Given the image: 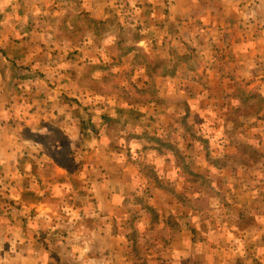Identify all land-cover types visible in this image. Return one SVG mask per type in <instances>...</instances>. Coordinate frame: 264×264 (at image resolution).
<instances>
[{"label": "rangeland", "instance_id": "1", "mask_svg": "<svg viewBox=\"0 0 264 264\" xmlns=\"http://www.w3.org/2000/svg\"><path fill=\"white\" fill-rule=\"evenodd\" d=\"M16 1L17 0H0V11H2L4 7H7ZM18 2V4L11 5V7L14 11L16 7H19L22 15H18L19 17L11 15L3 23L4 25L2 24V26H4V28L9 32L8 36L0 37V44L3 40L10 41L11 39L14 43L19 42L18 37H15L14 33H17L15 30L21 31L22 29V32L24 31V18H28L33 21L34 24L31 25V35H35L37 30L40 31L41 36L39 37V44L41 46L38 47L39 49L47 50L48 52L49 50L50 52H54L55 49L60 51L57 48V43L52 40H58L68 45L71 43L72 40L67 36V33L63 29V27L66 29L68 25H71V21L68 19L69 16L74 18L79 15V18L83 19L80 21L83 27L87 26V24L84 23L87 19L101 23L105 22V30L101 32L98 40L99 43L102 44V52L104 51V48H106V50L103 52L104 57L97 58L98 61L95 59V63L97 65H105L107 67L113 64L115 69L117 68L123 72L133 68L137 69L136 63L133 64L135 51H129L125 54V56H122L118 62L114 61L111 63V61H108V59L105 58V54H115L111 50L115 46L112 45L113 43H108V39L110 37L113 42L123 40L125 43L124 45L128 47V49H133V47L141 48L151 58L157 57L167 59L173 64L178 63L176 68L177 72L174 76L167 75L164 78L157 73L154 76L149 77L148 81L149 83L155 82L156 84L154 91L158 92V105L160 106L161 111L169 113L172 111L175 104L178 105L184 102L189 104L190 115L188 123L192 126V128L198 129V132L200 135H203V138L209 140V144L214 155H220L219 153L222 151V147L219 145L221 136L224 134V122L221 115L224 114V112L223 109L220 108V105H222L221 99L217 97L218 95L216 96L215 93L218 89L222 90L223 86H225L224 83H226V81L224 80V76L228 75L230 77L229 79L233 80V90L244 92L247 91L249 87V90H252L251 93H257L262 96L263 104H254L256 103V100L251 102L250 105L254 104L253 108L251 110H245L241 115H239L238 121L240 124H243L245 129L249 130L251 128L249 125L250 122L255 119L257 113L259 112V114L263 117V120L257 121L254 128L255 130L251 131L256 134V136H259V134L264 131V0H244L242 3V10L239 15L241 19V22H239L240 25H238L239 27L236 29L226 28V30H224L226 37H223L221 32L213 31L211 25L207 24L203 25L204 27L201 30L193 28H180V30L178 29L175 32L173 29V23L170 21L166 24V26L164 25L162 28H159L157 25L158 18L155 16L157 12L153 10L155 3L154 0H18ZM191 17L192 16L190 14H185L186 19L182 17V23L186 25ZM218 19L219 21L222 20L221 18ZM192 20L193 18L190 21ZM143 24L148 25L149 27L145 26L143 28L141 26ZM119 29L123 30V35L120 37L114 36L119 33ZM205 29H208V31L204 32ZM188 38H192L196 44L192 46H185V43L183 42ZM228 39H238L242 42V46L235 47V49H239L240 51V53H237L238 55L235 58L236 62L240 59H244L245 57L243 41L248 40L246 44H251L250 49L252 53L250 56L253 61L247 58V64L246 62L241 63V67L245 69V71H243L242 68H240L241 70L235 69V66L232 65H226L224 67L223 63H221V59L219 63L215 61L217 59L214 60V55H218V53L215 52L223 49V46H225ZM141 40L144 41L142 42ZM11 43L7 46L10 48V51L6 54L7 56L14 58V50L11 47ZM193 46L194 48L190 51L189 49ZM215 46H217L216 50H214ZM187 48L188 51H186ZM76 49L73 50V48L68 46L67 51H69L68 53L72 55ZM231 51L234 50L232 49ZM72 57L73 59H77V61L79 59V57L74 58L75 55L71 56V58ZM244 60H246V58ZM70 63L71 66L68 68H53L55 65L58 66V59L48 61L40 58L37 63L35 62V66L44 70L46 78L55 73L60 74L64 72V70H67V72L72 71L68 72L71 73L69 75L74 79L77 78V80L84 85L83 80L87 75V69L81 65H77L76 60L70 61ZM190 63H193L192 68L195 69V74L188 70ZM4 64L6 63L0 62V66ZM209 68L211 70L207 71L206 69ZM4 70L7 72L10 71V68L5 67ZM240 73L243 76L242 78L237 77ZM9 74L7 75L5 73L6 80L3 82L4 87H7L8 97L6 100L8 105L4 102V100L2 102L0 101V104L6 105L8 109L7 113L12 114L11 110L17 109L16 107L19 105L17 100L21 99L26 93L30 98L29 102L34 105L33 109H35V112L38 110L36 106H38V103L42 101L41 98L49 99L50 96L49 100H45L43 102L44 105H48L51 109H56V113H58V115H62L64 111L66 116H71V113L66 112V108L72 104L70 101L62 100L60 97L61 91L59 87H54V89H57L54 93H44V91H41L40 94L44 97L40 96V94L38 96L32 95L28 93L25 81L21 82L17 78L14 79L11 77L12 75ZM105 76L104 71L102 73V78ZM2 80L4 79L2 78ZM99 80H101V78H98L97 83H92V85L95 84L97 86L99 84ZM51 84L55 85L56 83L53 81ZM209 86L210 89L207 90ZM57 93L59 94L58 97L55 95ZM202 93H204L205 96L201 95ZM210 93L214 95V99L209 98ZM111 94V96L117 95L114 94V92ZM261 96H259L260 98H258V101L262 100ZM87 97L88 96H85L86 99ZM84 102H86V100H84ZM40 108H43V106L41 105ZM13 117L17 120V122H19L21 127H24L23 124L27 123L25 118L19 117L16 113ZM90 119L93 123H95V121L100 122L98 115L96 114H93ZM42 121L44 123H48L51 127L60 128V131L57 129H53L52 131L51 128L47 134H42L40 138L47 141V143H44V146L35 142L37 140H30V134H24L23 137L25 138L21 137L19 141H16L13 137V131H10L9 128V130H7L8 133H5L9 134V136H5V139H7L6 141L11 144L12 147L16 141L18 145L23 146L24 148L27 147L30 151L28 157L25 158L27 161H24V165L28 166V173L30 174V177L27 181H25L23 177L20 181H18L16 180L17 177L13 175L10 185H7L9 195L11 193V197H17L20 205H37V209L42 207H44L43 209L48 208L52 213L62 214L63 216H69L68 213H72V215H79L85 219L88 215H94L93 212L104 214V219L107 218V215L118 218L123 216L122 209H116L113 203H110L107 199H105L100 205L99 210L95 208L91 203L92 194L90 193H92V191H90V188L88 187V182L91 180L87 178L88 174L77 173L76 175L72 174V176H67V170L60 165L65 163V159H63V161L60 159L63 144H65L70 151L76 149L75 146L79 138L69 135H73L74 132H78L77 128L68 127L65 123L66 120L63 121L59 118H55L52 115V112H46L43 115ZM39 123L40 121L32 123L33 126L31 128L37 126ZM260 123L262 124L260 125ZM88 125L90 126V123ZM31 128L30 130L32 132L33 129ZM0 129L5 130L2 126ZM64 134L67 138L65 142L62 143L60 140L63 139L65 136ZM31 135L33 136V134ZM243 136L245 143H249L256 149L258 147L259 151H264V144H259V146L256 145V142L260 138H258V140H256V138H250L247 133H244ZM84 143L92 147L96 146L95 143L97 142L96 139L93 141L85 138ZM3 148L7 150V145H4ZM196 150L198 149L194 148L193 152ZM39 152H42L43 157H41V153L40 157H38ZM21 154H23V151ZM122 158L126 157L124 156ZM87 159H91L94 167L96 166L97 162H95L91 156L87 157ZM171 161L172 158L165 152L157 154L155 151L148 152L143 159V163L145 162L146 164H144V168L147 170L146 176L152 180L150 186V197L146 201L161 209V213L163 214H168V208L172 207V203L174 202V197L169 190L173 188L182 189L184 185V177L180 174V172H183V169H174L171 166ZM118 163L119 165L125 166L126 173H135L138 170L130 163L127 164L121 160H118ZM190 165L194 171L203 175V177L210 182V188L215 194L221 195L217 190L219 188V180L211 182L213 178L216 179L217 177L213 175L209 176V174H207L209 163L205 162L203 156L199 160H191ZM220 165L222 164L218 163L216 166ZM84 168L85 170H89L87 169V166ZM31 170L33 171L31 172ZM75 170H78V168H75ZM160 173H163L165 177L161 176ZM94 175L95 174H92L91 176ZM19 176L21 175L19 174ZM71 177L76 180L73 184L71 183ZM16 183L19 185H27V188L19 189L18 191ZM161 184L165 185L167 188L161 187ZM168 188L169 190H166ZM127 194L132 196V192L130 191H127ZM220 199L221 200L213 197L212 201L213 203H221L222 198ZM95 209L96 211H94ZM135 209L136 207L133 208V211H135ZM30 211L31 210H29V212ZM235 212H237V208L234 213ZM217 213L218 210L216 211V215ZM149 219L148 214L144 213L143 217L139 220L142 222H148ZM83 224V228L85 229H87V227H93V223H87L85 221ZM119 224L120 222L117 220L113 224V228L116 229ZM204 224L207 226L209 225L208 222ZM159 227L160 226L156 227L151 232L147 228L148 232H143L144 234L140 241L138 240L136 242V244L138 242L139 244L135 251H133L131 247L128 248V252L124 254V257H128L131 264H144L146 261L152 264H172L176 261L174 252L164 249L161 245V242L159 241L160 234L156 232ZM213 237L215 238L214 242L216 243V240L218 241V231L213 233ZM173 244H175V242ZM227 244L229 243H223L218 248V251ZM174 248L175 250L181 249V247ZM210 252L212 255L208 252L205 255H202V249H200L198 256L203 258L212 257L214 262L217 263L219 260L217 248H214ZM229 256L234 259L237 257V255L233 253ZM239 257L246 261H250L252 264H264V255L261 254L256 255V262H254L253 255L248 252L246 254H240ZM142 260H144V262H141Z\"/></svg>", "mask_w": 264, "mask_h": 264}, {"label": "trees", "instance_id": "2", "mask_svg": "<svg viewBox=\"0 0 264 264\" xmlns=\"http://www.w3.org/2000/svg\"><path fill=\"white\" fill-rule=\"evenodd\" d=\"M18 3L17 0L0 11V37L8 36L9 31L2 26L7 18L11 15L14 17L22 15L19 7H16V11L11 7V5ZM79 17V15L74 18L69 16L68 19L71 21V25H68L66 29L63 27L67 36L72 40L69 45L51 39L57 43V48L62 53L57 49L54 52L39 49L38 46H41L39 44L41 33L37 30L35 35H31V25L34 23L28 18L23 19L25 20L23 32L22 29L21 31L15 30L17 33L15 32L14 36L18 37L19 42L14 43L12 39L1 42L0 58L2 60L5 58L6 63L0 66V72H3L1 73L2 77L6 73L5 67H9L10 70L11 68L23 70V73H15L11 77L17 78L21 82L25 81L29 94L38 96L41 91L54 93L57 90L54 87H59L62 100L70 101L72 104L66 108V112L71 113V116H66L64 111L62 115H58L56 109H51L48 105L43 104L45 100L50 99L49 96V99L41 98L42 101L36 106L38 110L35 112L33 103L29 102L30 98L25 93L21 99L17 100L19 104L16 107L17 109L11 110L12 114L9 113V119L2 122V126L5 128V130L0 129L2 148L7 145V150L13 149L12 145L5 139L6 135L9 136V134H5L9 129L13 131V136L23 137L24 134H30V140H39L35 142L41 144L47 143V141L40 138L42 134H47L51 128L52 131L53 129L60 131V128L51 127L48 123L42 121L46 112H52L55 118L66 120L65 123L68 127L80 130L79 135L82 134L88 139L95 136L100 140L98 145L102 146L99 149L88 144V146L83 145L82 137H80V148L78 147L73 151H70L63 144L60 159L62 161L65 159V163L60 165L67 170V176L76 175L75 168L79 170L85 166L96 171L94 174L98 177L94 181H89L90 188L93 190L91 203L93 205L97 200L100 205L107 199L110 203H113L116 209H122L123 216L119 218L113 216L111 219L107 218L108 221H106L110 224H114L117 220L119 222L127 221L125 224L129 227V241H131L129 247L133 251L138 247L139 242L137 244L136 242L142 238L141 234L148 232V230L151 232L158 226L160 227L156 232L160 234L159 241L164 249L170 250L173 237L186 232L189 228L187 221L189 218L191 219L193 214L214 215L213 213L220 208V202L213 203L212 199L216 197L221 200V195L215 194L210 188L209 181L191 168L190 161L199 160L203 156L205 162L215 166L218 163L225 164V159L223 155L220 157L221 152L220 155H214L209 140L203 138L198 129L192 128L188 123L190 115L188 103L175 104L169 113L161 111L158 105V92L154 91L156 84L155 82L149 83L148 79L157 73L164 78L167 75L174 76L177 72L178 63L173 64L167 59L157 57L151 58L141 48L128 49L123 40L113 42L110 37L108 43H113L112 45L115 46L111 49L115 54H105V58L111 63L118 62L129 51H135L133 64L136 63L137 69L133 68L123 72L117 68L115 69L113 64L109 67L97 65L95 59L103 58V52L106 50L104 48L102 52V44L98 40L101 32L105 30L106 23L87 19L84 22L87 26L83 27L80 22L83 19ZM121 35H123V30L119 29V33L114 36L120 37ZM10 43L14 50V58L6 56V53L10 51V48L7 47ZM68 46L73 50L77 48L72 55L67 51ZM74 55V58L79 57L78 61L73 57L71 58ZM40 58L48 61L58 59V66L55 65L53 68H68L71 66L70 61L76 60L77 65L87 69V75L83 80L84 85L77 78L74 79L69 75L71 73L68 72L72 71L67 72V70L46 78L44 70L35 66V62L37 63ZM0 62L2 61L0 60ZM104 71L106 76L102 78ZM98 78H101L99 84L97 86L92 85V83H97ZM3 79L0 80L1 89L4 88L3 82L6 77ZM53 81L56 83L55 85L51 84ZM112 92L117 95L111 96ZM215 95L222 98L226 105V109H223L227 115L223 121V135H225L224 139H226L227 145L233 146V141L241 138V144L239 145L241 166L243 168L261 166L264 162V155L260 153L258 147L256 149L249 143H245L243 134L247 133L251 137L253 135L251 128H255L257 121H262L263 117L259 112L257 113L255 119L249 124L251 126L250 131L245 129L243 124H240L238 117L245 110H251L254 104L262 105V96L257 93L235 91L230 86H223L222 90L218 89ZM40 96L42 95L40 94ZM85 96H88L87 99ZM259 96H261V101H258ZM254 100H256V103L250 105ZM0 101L2 102L3 98L0 97ZM41 105L43 108H40ZM15 113L27 120V123L23 124L24 127H21L13 117ZM93 114L98 115L100 120V124L97 126L93 125L96 124V121L93 123L90 119ZM38 121L40 123L31 128L32 123ZM30 128L33 129L32 132ZM66 138L65 135L60 141L63 143ZM221 142L222 139L220 147H222ZM259 144L261 142L257 141L256 145L259 146ZM194 148L198 150L193 152ZM4 150L6 149L4 148ZM21 150L23 154H20L19 158H8L9 155L1 157L0 162L3 172L0 175V181H2V184L10 183L13 175L17 177L16 180H19V177H23L25 181L29 179L30 174L26 170L24 161H27L25 158L28 157L30 151L28 148H22ZM151 151H155L157 154L165 152L172 158L171 166L174 169H183V172H180L184 177L182 189H166L171 192L175 200L168 214L161 213L160 210L146 201L150 197L152 180L146 176L147 170L144 168L145 162L143 163V159ZM38 155L40 157V153ZM90 156L97 162L95 167L93 161L87 159ZM124 156L126 158H122ZM118 160L127 164L130 163L138 170L135 173H126L125 166L119 165ZM160 175L165 177L163 173H160ZM73 182H76V180L71 177V183L73 184ZM160 186L167 188L162 184ZM127 191L132 192V196L127 194ZM134 207H136L135 211H133ZM144 213L148 214L150 218L148 222L139 220ZM190 231L192 230L190 229ZM193 233H195V230ZM196 236V234L193 235L195 241L197 240Z\"/></svg>", "mask_w": 264, "mask_h": 264}, {"label": "crops", "instance_id": "3", "mask_svg": "<svg viewBox=\"0 0 264 264\" xmlns=\"http://www.w3.org/2000/svg\"><path fill=\"white\" fill-rule=\"evenodd\" d=\"M154 2L153 10L157 12L155 16L158 18L157 25L159 28H162L164 25L166 26L170 21L173 23L175 32L178 29L180 30V28L201 30L204 27L203 25L207 24L211 25L213 31L221 32L222 36L226 37L224 33L226 28L236 29L240 25L241 19L239 15L244 0H154ZM185 14L192 16L190 20L193 18L186 25L182 23V17L186 19ZM218 18L222 20L219 21ZM141 26L143 28L145 26L149 27L144 24ZM207 31L208 29H205L204 32ZM141 41L143 42L144 40ZM247 41H243L244 59L246 58V60L240 59L236 62L235 58L240 51L239 49H235V47L242 46V42L238 39H228L225 46H223L224 48L215 52L218 55H214V60L217 59L215 61L219 63L221 59L224 67L232 65L235 66V69L242 68L241 63L246 62L247 64V58L252 60L250 56L252 53L250 49L251 44H246ZM183 43H185V46L196 44L192 38H188ZM193 48L194 46L189 50L192 51ZM216 48L217 46L214 47V50ZM232 49L234 51H231ZM186 51H188V48ZM0 60L5 63V58L3 60L0 58ZM192 64H189L188 70L195 74ZM210 68L206 70L209 71L211 70ZM22 71L11 68L10 71H7L10 74L7 72L6 74L15 75V73H23ZM4 77L6 75L2 77L0 73V80ZM237 77L242 78L243 76L240 73ZM229 78L228 75L224 76V80L226 81L224 85L234 88L232 85L233 80ZM209 89L210 86L207 90ZM251 91L248 87L245 92L249 93ZM55 95L58 97L59 94ZM201 95L205 96L204 93ZM0 97L8 105L6 100L8 97L7 87L3 89L0 87ZM209 98L214 99V95L210 93ZM220 99L222 104L220 108L226 109L225 103L222 98ZM6 109L5 104H0V127L4 120L9 119L8 109ZM221 115L224 121L227 116L226 112ZM99 124L100 122H96L93 125L97 126ZM251 129L255 130L254 128ZM79 133L80 130L74 132L73 135H69L79 138L75 146L76 149L81 144L80 137L83 138V145H86L84 143L86 137L82 134L79 135ZM224 136H221L222 151L220 157L223 155L225 164L220 166L209 164L207 168L209 176L213 175L217 177L216 179L213 178L211 182L219 180V188L217 190L221 194L222 201L219 203L220 208L218 209V213L217 215L216 211L213 213L214 215L195 213L191 216V219L189 218L187 221L189 228L186 232L173 237L169 251L174 252L176 261L172 264H252L250 261L241 259L239 257L240 254L251 253L254 257V262L257 260L256 255H264V162L261 166L243 168L241 166V153L239 151L241 138L234 140L233 146H228ZM13 137L16 141H19L21 138L18 135H14ZM251 137L256 138V140L260 138L258 141L264 144V131L259 136L253 133ZM95 139L97 142L95 143V147L99 149L102 147L98 145L100 140L95 136L91 140L94 141ZM16 141L12 147L13 149L7 151L2 148L0 136V159L4 155H9L8 158H19L22 153L21 149L24 147L18 145ZM41 146H44V144ZM39 153L43 157L42 152ZM93 153L95 154V151ZM260 153L264 155V151H260ZM25 167L28 172V166L25 165ZM2 172L0 162V175ZM76 172L87 173V178L91 181H94L98 177L96 174L91 176L96 172L92 168L89 170L81 168L76 170ZM21 178L19 177L18 181ZM10 183L2 184V181H0V264H131L129 258L124 257V254L130 248V231L129 227L125 224L127 221L120 222L119 226L115 229L113 228V224L107 222L113 216L107 215L108 219H104V214L93 212L94 215H88L84 219L82 216L72 215V213H68L69 216L52 213L48 208L43 209L44 207L37 209V205L33 204L28 206H26L27 204L20 205L17 197H11V193L9 195L7 185H10ZM88 187L90 188L89 182ZM16 188L19 191V189L27 188V185L16 183ZM90 191H92L90 194L93 195L91 188ZM84 200L87 202L85 198ZM174 203L175 200L172 203V207ZM100 205L97 200L93 203V206L98 210ZM150 205L155 207L152 203ZM155 208L161 212V209ZM236 208L237 212L234 213ZM29 210L31 211L29 212ZM85 221L93 223V227L83 228ZM206 222L209 223L208 226L204 224ZM194 230L195 233H193ZM217 231L218 241L216 240L215 243L213 233ZM195 234L197 235L196 241L193 239V235ZM141 235L143 236V234ZM174 242L175 244H173ZM227 242L229 244L224 245L218 251V248ZM174 247H181V249L175 250ZM214 248H217V254L219 255L217 263L214 262L212 257L203 258L198 256L200 249H202V255H205L207 252L212 255L210 251ZM231 253L237 255L236 259L229 256ZM141 262H144V260ZM144 264L152 263L146 261Z\"/></svg>", "mask_w": 264, "mask_h": 264}]
</instances>
